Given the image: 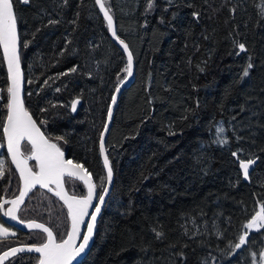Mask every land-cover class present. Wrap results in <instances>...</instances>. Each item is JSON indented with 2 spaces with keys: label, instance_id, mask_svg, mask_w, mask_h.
<instances>
[{
  "label": "trees",
  "instance_id": "obj_1",
  "mask_svg": "<svg viewBox=\"0 0 264 264\" xmlns=\"http://www.w3.org/2000/svg\"><path fill=\"white\" fill-rule=\"evenodd\" d=\"M104 2L133 54L135 73L106 140L113 187L93 244L77 264H255L251 253L263 249L264 229L249 232L241 248L234 245L264 204V0ZM14 10L26 108L49 139L92 173L99 193L106 185L100 138L128 57L96 0H14ZM8 87L0 46V124ZM76 98L81 102L73 111ZM220 127L225 144L217 142ZM0 145L1 201L19 193L21 180L2 126ZM22 149L32 152L28 141ZM241 160L255 161L249 177ZM31 166L37 170L35 161ZM65 183L71 193L86 194L79 179L66 176ZM19 217L48 224L58 240L71 223L65 204L41 187ZM0 221L16 231L0 236V252L46 240L42 230L8 223L2 208ZM39 257L19 252L3 264H37Z\"/></svg>",
  "mask_w": 264,
  "mask_h": 264
},
{
  "label": "snow or ice",
  "instance_id": "obj_2",
  "mask_svg": "<svg viewBox=\"0 0 264 264\" xmlns=\"http://www.w3.org/2000/svg\"><path fill=\"white\" fill-rule=\"evenodd\" d=\"M21 4H29L30 0H18ZM96 3L103 10V14L107 19L108 26L112 29L113 35H115V27L113 24V17L109 12V9L105 7L104 0H96ZM152 5L149 4V7ZM198 15V14H194ZM50 23H57L56 21H49ZM119 39V37H117ZM121 44L124 42L121 40ZM19 44L20 37L18 33L17 15L14 11V0H0V46L3 48V57L7 61V70L10 74L11 85L8 87L7 92L10 94L9 102L7 104L8 114L6 116V123L0 124L3 127V132L7 136V148L12 154V161L20 171V176L23 180V189L16 199L10 201L13 205L12 208L6 209L4 214L12 219H19L16 216V211L21 203L24 201V197L28 192L35 188L37 185H41L44 188H49L50 191L55 192V195L60 197L67 206L68 216L71 218V230L67 233V238L57 242L53 230L46 227L44 224L37 223L35 221L28 222L27 227L42 229L47 234L46 241L39 245H32L28 247L29 251H35L40 253L37 264H72V261L84 252L88 241L92 236L93 229L96 222V216L100 212V205L104 203V195L96 196L97 185L93 182L92 173L87 170L80 163H73L72 160H66L64 153L60 150L56 143L49 140L40 128L37 126L35 120L32 119L30 113L24 108L23 100L21 98V86H22V73L20 69V56H19ZM240 51H246L244 44H239ZM124 48L127 49V44H124ZM253 65L248 64L244 69V76L249 75V69ZM77 69L71 68L70 72H75ZM129 76L132 75V52H128V66L125 69ZM67 75V73H64ZM119 92V88L116 89ZM113 104L115 103V97H113ZM79 100L72 103L71 108L76 110V104ZM111 111L108 113L109 120L111 119ZM107 131V127L105 128ZM225 132L223 127L217 129V142L220 144L227 143V139H221ZM27 139L32 145V155L24 157L20 150L21 141ZM57 140H63L64 137H56ZM2 147V145H0ZM101 150H104L103 139H101ZM233 156H237V153H232ZM35 158L38 161L39 171L34 172L32 168L28 167V159ZM104 163L108 165L106 180L111 183L113 172L108 162V158L105 155ZM255 163L254 160H241L239 166L243 169L244 177L248 176L249 167ZM4 175V161L0 160V177ZM68 175L82 181L87 185L88 192L86 196L69 195L63 184V177ZM103 184V180L101 181ZM50 185H55L54 188H50ZM107 189H104L106 194ZM97 199L98 203L94 206V211L90 215V222L86 224L87 234L83 235L82 243L78 246L76 241L81 239L80 229L85 224V217L89 216V208L93 207V199ZM8 203V201H5ZM0 208H3V204H0ZM24 223V221H20ZM244 227L247 230L252 229H264V204H262L258 211L251 217ZM9 230L0 225V236H7ZM249 232L245 231L243 235L239 237V242L234 245L236 249L241 248L246 244V238ZM162 233H157V236H162ZM24 248H12L8 252H5L0 261L9 255H15L17 252L23 251ZM255 257V253H251ZM262 261H264V252L261 253Z\"/></svg>",
  "mask_w": 264,
  "mask_h": 264
},
{
  "label": "water",
  "instance_id": "obj_3",
  "mask_svg": "<svg viewBox=\"0 0 264 264\" xmlns=\"http://www.w3.org/2000/svg\"><path fill=\"white\" fill-rule=\"evenodd\" d=\"M98 7H99V5H98ZM105 7H106V5H105ZM99 9H100V11H101V13L103 14V10L99 7ZM15 11V10H14ZM110 12V11H109ZM110 14L112 15V13L110 12ZM103 16H104V14H103ZM105 17V16H104ZM112 17H113V24H114V27H115V35H113V33H112V29L109 27V32H110V35H111V37H112V39L121 47V49L126 53V55H127V57H128V52L129 51H131L130 50V48H129V46H128V44H127V42L124 40V39H122L121 37H119L118 36V34H117V30H116V23H115V19H114V16L112 15ZM105 19H106V17H105ZM106 21H107V19H106ZM108 23V22H107ZM18 24V23H17ZM19 33V32H18ZM117 37H119V39H117ZM123 41L124 42V44H127V46H128V48L127 49H125L124 48V44H121L120 43V41ZM2 47V46H1ZM19 56H20V44H19ZM2 51H3V48H2ZM5 63H6V67H7V61L5 60ZM20 69H21V73H22V86H21V98H22V100H23V104H24V108L27 110V108H26V105H25V100H24V89H25V76H24V70H23V66H22V64H21V60H20ZM8 71V70H7ZM134 73H135V63H134V57H133V54H132V75L131 76H129L128 74H127V76L123 79V81L117 86V88H119V92H117L116 90H115V93H114V96L113 97H115V103L113 104V102H111V105H110V108H109V111H111V113H112V115H111V119L109 120V118L107 119V122H106V125H105V127H104V129H103V131H102V134H101V138H100V150H101V139H103V145H104V150L102 151L101 150V154H102V158H103V163H104V157H105V155L107 156V158H108V162H109V164H110V166H111V163H110V159H109V156H108V154H107V150H106V140H107V136H108V133H109V131H110V128H111V125H112V121H113V115H114V112H115V108H116V105H117V103H118V100H119V98H120V95H121V93L123 92V90L127 87V86H129L130 85V83L132 82V80H133V78H134ZM8 77H9V87H10V85H11V79H10V74H9V72H8ZM116 88V89H117ZM9 98H10V94H9ZM76 100H79V103L78 104H76V110H77V108H78V106H79V104H80V102H81V100H80V98H76V99H74V101H76ZM73 101V102H74ZM112 101H113V99H112ZM75 110V111H76ZM28 111V110H27ZM29 112V111H28ZM30 113V112H29ZM30 115L32 116V119L33 120H35L36 121V119L33 117V115L30 113ZM4 123H6V119H5V122ZM36 123H37V126L40 128V130H41V132H43L44 133V131L42 130V128L40 127V125L38 124V122L36 121ZM107 127V131H105V128ZM44 135L49 139V137L44 133ZM4 138H5V148H6V150H7V153H8V156L10 157V160L12 161V154H11V152H9L8 151V148H7V136L4 134ZM49 140H51V139H49ZM23 141H28L30 144H31V142L29 141V140H27L26 138L24 139V140H22L21 141V145H20V150H21V152L23 153V155H24V157L26 158V157H29V156H31L32 155V152L30 153V154H26L24 151H23V149H22V143H23ZM53 143H56L55 141H53V140H51ZM57 144V143H56ZM58 145V144H57ZM32 146V145H31ZM58 147H59V145H58ZM60 148V147H59ZM60 150L64 153V158L66 159V160H72L73 161V163H79V162H76V161H74L72 158H70L61 148H60ZM35 160V158L33 157L32 159H28V161H27V163H28V167H30V168H32V170L34 171V172H38L39 171V166H38V161H36L37 162V170H35L32 166H31V161H34ZM12 164H13V166L15 167V169H16V171H17V173L19 174V177H20V180H21V189H20V191L23 189V180H22V178H21V176H20V171H19V169L16 167V165H15V163L12 161ZM80 164H82V163H80ZM254 165H255V163H253L252 165H250V167H249V172H248V176L247 177H249V175H250V173H251V171H252V169H253V167H254ZM84 166V165H83ZM104 166H105V170H106V176H107V167H108V165H106L105 163H104ZM85 167V166H84ZM86 168V167H85ZM111 168H112V166H111ZM88 170V169H87ZM89 171V170H88ZM90 172V171H89ZM112 172H113V169H112ZM66 176H68V175H65L64 177H63V184H64V189H65V191L69 194V195H73L74 193H71L69 190H68V188H67V186H66V183H65V177ZM92 178H93V176H92ZM77 179V178H76ZM93 182L95 183V181H94V179H93ZM113 183H114V173H113V176H112V180H111V183H108L107 182V180H106V185H105V187H104V189H107V191H106V194H105V192H104V189H103V191H102V193L101 194H103L104 195V203L102 204V205H100V212L97 214V216H96V222H95V226H94V229H93V233H92V236H91V238L89 239V241H88V245L86 246V248H85V250H84V252H82L79 256H77L73 261H72V264H77L78 262H80L85 256H86V254L88 253V251L90 250V248H91V246H92V244H93V240H94V234H95V230H96V226H97V223H98V220H99V217H100V215H101V213H102V211H103V209H104V206H105V204H106V202H107V199H108V197H109V194H110V192H111V190H112V187H113ZM36 187H41V188H43V189H45V190H47L48 192H50L51 194H53V195H55V192H53V191H50L49 190V188H44L43 186H41V185H37ZM35 187V188H36ZM55 187V185H50V188H54ZM85 187H86V194H82V195H78V194H74V195H76V196H86L87 195V192H88V188H87V185H85ZM35 188H33V189H31L29 192H28V194L24 197V201H23V203H21L20 205H19V207H18V210L16 211V216L19 218V219H12L11 217H9V216H6L5 214H4V212H5V210L6 209H9V208H12L13 207V205L10 203V201H12V200H14V199H16V197H18L19 196V194H20V191H19V193L17 194V195H15V196H13V197H6V196H3L2 197V199H1V201H0V204H3V208H2V215H3V217H4V220H6L8 223H10V224H13L14 226H16V227H18V228H21L22 230H25V231H29V230H34V229H36V228H29V227H27V224H28V222H31V221H35V222H37V223H40V224H44L46 227H49V228H51L48 224H46V223H44V222H42V221H39V220H36V219H32V220H22L20 217H19V210H20V208H21V206L24 204V202L26 201V199L28 198V196L30 195V193L35 189ZM96 196L98 197V193H97V187H96ZM100 194V195H101ZM56 196V195H55ZM59 200H61L60 199V197H58V196H56ZM5 201H8V203H5ZM63 203H64V201L63 200H61ZM98 203V200L97 199H93V201H92V204H93V207H91V208H89V216L88 217H85V224L84 225H82L81 226V229H80V237H81V239H78L77 241H76V244H77V246L80 244V243H82V237H83V235H85V234H87V229H86V224L87 223H89L90 222V215H91V213L94 211V206L96 205ZM5 204H7V207L5 208L4 207V205ZM66 206V205H65ZM67 207V206H66ZM24 221V223L22 224V223H20V221ZM52 229V228H51ZM38 230H42V229H38ZM53 230V229H52ZM71 230V223H70V228H69V230H68V232ZM43 231V230H42ZM53 233H54V235H55V238H56V240H57V242H59V241H61V240H58L57 239V237H56V234H55V232H54V230H53ZM46 237H47V234H46ZM67 238V235L63 238V239H66ZM46 241V240H45ZM44 241V242H45ZM43 242V243H44ZM39 244H41V243H35V244H31V243H18V244H15V245H12V246H10V247H8V248H6V249H4L3 251H1L0 252V257H2L3 256V254L5 253V252H8L10 249H12V248H24V250L23 251H20V252H35V251H29L28 250V247H30V246H32V245H39ZM17 253H19V252H17ZM16 253V254H17ZM37 253V252H36ZM38 254H40V253H38ZM12 256H14V255H9L8 257H6V258H4L2 261H0V264H3L7 259H9L10 257H12Z\"/></svg>",
  "mask_w": 264,
  "mask_h": 264
},
{
  "label": "rangeland",
  "instance_id": "obj_4",
  "mask_svg": "<svg viewBox=\"0 0 264 264\" xmlns=\"http://www.w3.org/2000/svg\"><path fill=\"white\" fill-rule=\"evenodd\" d=\"M102 189V188H101ZM103 191V189H102ZM102 191H100L98 193V196L102 193ZM0 225H2L3 227L7 228L9 230V234H14L16 231L10 227H8L7 225H5L4 223H2L0 221ZM254 230H258V229H252V230H248V232H251V231H254ZM8 234V235H9ZM264 252V247L263 249L261 250V252H259L256 256H255V259H254V263L255 264H264V261H262V258H261V253Z\"/></svg>",
  "mask_w": 264,
  "mask_h": 264
},
{
  "label": "flooded vegetation",
  "instance_id": "obj_5",
  "mask_svg": "<svg viewBox=\"0 0 264 264\" xmlns=\"http://www.w3.org/2000/svg\"><path fill=\"white\" fill-rule=\"evenodd\" d=\"M35 161V160H34ZM35 163L37 164V162L35 161Z\"/></svg>",
  "mask_w": 264,
  "mask_h": 264
}]
</instances>
